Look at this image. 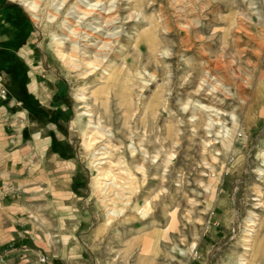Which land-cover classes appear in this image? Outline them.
Returning a JSON list of instances; mask_svg holds the SVG:
<instances>
[{
	"label": "rangeland",
	"instance_id": "1",
	"mask_svg": "<svg viewBox=\"0 0 264 264\" xmlns=\"http://www.w3.org/2000/svg\"><path fill=\"white\" fill-rule=\"evenodd\" d=\"M0 3L31 20L79 160L78 239L48 255L31 236L54 220L30 204L16 217L40 254L27 264H264V0ZM102 15L117 36L101 56L89 35ZM216 63L224 86L207 96ZM13 251L1 246L0 264H21Z\"/></svg>",
	"mask_w": 264,
	"mask_h": 264
},
{
	"label": "crops",
	"instance_id": "2",
	"mask_svg": "<svg viewBox=\"0 0 264 264\" xmlns=\"http://www.w3.org/2000/svg\"><path fill=\"white\" fill-rule=\"evenodd\" d=\"M41 49L31 20L0 3V247L16 250L21 264L40 256L26 245V222L16 220L30 204L37 211L44 207L54 220L44 224L46 233L31 236L48 255H61L51 249L56 240H76L81 230V223L70 222L78 211L73 202L80 199L79 160L66 138L64 89L40 78ZM15 183L22 194L18 202Z\"/></svg>",
	"mask_w": 264,
	"mask_h": 264
},
{
	"label": "bare ground",
	"instance_id": "3",
	"mask_svg": "<svg viewBox=\"0 0 264 264\" xmlns=\"http://www.w3.org/2000/svg\"><path fill=\"white\" fill-rule=\"evenodd\" d=\"M96 4H98V3H96ZM96 4L94 5V7L96 6ZM27 5L30 6L31 9H35L36 6H37L36 5V1L28 2ZM94 10H95L94 8H91L90 10H82V12H80V13H82L85 16H89V15H91L94 12ZM111 19L112 18H110L109 16L102 15L100 17V20L99 21H96V23L98 24V26L95 27V29H96L95 32L93 31L92 34L89 35V36L95 37L96 42H94L93 45L95 46V49L97 50V53L101 54V56H102V54H107L108 51H110L112 49L113 39H115L116 36H117V32L113 30L114 28H113V23H112V20ZM76 32H77V30H73L72 31V34H76ZM59 39H64V38H59ZM63 44H64V41L63 40L62 41H59V48H60L59 49V52L61 53L62 57L64 58L65 57V53L63 52V50L61 48L63 46ZM93 50H94V48H93ZM87 51H89V50L87 49L85 52H87ZM102 74L103 75H107V74H109V72L105 71ZM223 77L224 76L220 72V68H219V64L218 63H216V64H214L212 66H209L208 71L206 73V78L204 79V82L201 85L200 90L201 91L208 90L209 92H208L207 96L208 95H214L216 92L220 91L222 89V87L224 86V83H223V81L221 79ZM206 107L207 108H211V107H209V105L208 106H205V108ZM222 136H224V134ZM97 138L98 137H96V132H94V131L91 132L90 135L88 136V142H87V144L88 145H94V144L98 143V139ZM104 138H105V136L101 137V139H104ZM102 154H106V151L104 153H102ZM100 158H105V157H100ZM172 158H173V155H171L170 159H172ZM142 171H144V170H142ZM110 177L111 176H110V174L108 172L103 173V176L101 177V179L103 180L101 185H102V187H104V189H107L108 188L107 186H108L109 183H107L106 181L109 180V179H111ZM147 207H148V203H147V205L144 206V208L142 210V212H144V214L147 211ZM257 223L256 222H253L252 225L253 224H257ZM242 264H245V263H242Z\"/></svg>",
	"mask_w": 264,
	"mask_h": 264
},
{
	"label": "built area",
	"instance_id": "4",
	"mask_svg": "<svg viewBox=\"0 0 264 264\" xmlns=\"http://www.w3.org/2000/svg\"><path fill=\"white\" fill-rule=\"evenodd\" d=\"M5 92H6V91H5V90H3V92H2V93H3V94H5ZM42 261L44 262V261H45V259H44V258H42Z\"/></svg>",
	"mask_w": 264,
	"mask_h": 264
}]
</instances>
